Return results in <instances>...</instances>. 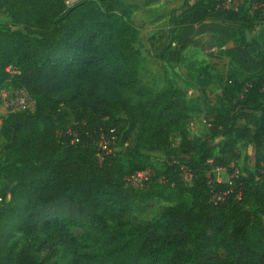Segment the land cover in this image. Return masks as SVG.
Masks as SVG:
<instances>
[{
    "label": "trees",
    "instance_id": "1",
    "mask_svg": "<svg viewBox=\"0 0 264 264\" xmlns=\"http://www.w3.org/2000/svg\"><path fill=\"white\" fill-rule=\"evenodd\" d=\"M226 2L189 0L169 20L171 56L232 43L227 56L247 75L230 108L209 110L210 135L201 139L189 136L179 89L143 83L140 32L122 0H5L26 34L0 29V88L12 68L14 87L36 105L0 118V264H264V0ZM99 128L130 148L126 165L117 156L99 163ZM235 132L253 150V170L210 184L213 167L240 159ZM142 145L172 160L163 180L153 175L135 189L128 179L146 171ZM213 193H227L225 201L215 205ZM154 201L171 206L132 226L129 217ZM8 228L20 236L10 249Z\"/></svg>",
    "mask_w": 264,
    "mask_h": 264
},
{
    "label": "rangeland",
    "instance_id": "2",
    "mask_svg": "<svg viewBox=\"0 0 264 264\" xmlns=\"http://www.w3.org/2000/svg\"><path fill=\"white\" fill-rule=\"evenodd\" d=\"M79 0H67L69 7L74 6ZM133 9L132 22L140 32L141 42L137 47L144 59L141 79L143 83L155 90L163 91L169 87H176L185 96L188 102L190 113L187 123V130L190 138L209 137V122L207 114L211 109L224 107L230 108L240 97L241 89H236L237 84L243 85L247 75L234 65L227 56V50L234 48V44L227 45V49L220 47L212 49H188L181 57L171 56L167 48L171 43L169 20L174 11L180 9L189 0H122ZM244 0H228L227 7L239 6ZM9 4L5 0H0V29H12L26 34L23 27L13 25ZM257 31L248 36L253 39ZM37 37V35H34ZM175 49L173 45L172 51ZM104 95V90H100ZM119 117L124 118L123 115ZM237 142L240 159L233 165V174L239 176L244 168L253 170V150L239 140L238 132L230 137ZM179 136L172 133L170 142L177 147ZM1 145V144H0ZM141 154L144 157L146 170H151L153 175H160L163 180V172L170 157L163 151L152 150L148 146L142 145ZM132 151L129 147L118 148L116 159L121 165H126L130 159ZM218 156V152H215ZM216 168L208 172L213 176ZM232 174V173H231ZM214 177V176H213ZM222 182H228L230 175L227 172L219 174ZM182 180L189 184L191 177L182 175ZM234 181V180H233ZM3 179H0V189ZM131 185V184H130ZM186 202L190 203L191 198L186 196ZM170 204L161 201H154L149 204L144 212H137L128 219L132 226H141L158 219ZM252 207V206H251ZM12 228H8L2 239H8L7 249L13 248L20 236L12 234ZM60 261V259L57 258ZM66 264V262H60Z\"/></svg>",
    "mask_w": 264,
    "mask_h": 264
},
{
    "label": "built area",
    "instance_id": "3",
    "mask_svg": "<svg viewBox=\"0 0 264 264\" xmlns=\"http://www.w3.org/2000/svg\"><path fill=\"white\" fill-rule=\"evenodd\" d=\"M11 76L7 84L0 88V108H4L8 115H14L26 111H33L35 109L36 102L29 91L24 87L16 88L12 83V79L15 75L19 73L12 68L7 70ZM69 136L72 137L71 143L77 144L80 142V137L77 131L69 130L67 132ZM86 136L91 138V135L86 131ZM97 140L96 146L98 149L97 158L100 164H103L109 157H115L118 152V148L121 147V139L116 135L115 130L111 132H106L103 128H99L96 132ZM233 165L229 169L222 170L216 168L213 172V176L208 174V180L210 184L216 182L221 183L219 174L221 172H227L230 177L228 178V184H232L233 180L237 179L239 176L233 174ZM232 173V174H231ZM153 177L151 170H146L144 172H138L128 179V183L135 189H142L144 185L150 181ZM225 194H215L213 193L211 202L215 205L224 202L226 199ZM4 199L0 196V210L3 207Z\"/></svg>",
    "mask_w": 264,
    "mask_h": 264
},
{
    "label": "crops",
    "instance_id": "4",
    "mask_svg": "<svg viewBox=\"0 0 264 264\" xmlns=\"http://www.w3.org/2000/svg\"><path fill=\"white\" fill-rule=\"evenodd\" d=\"M8 115V113L5 111L4 108H0V118H6ZM0 128H1V122H0Z\"/></svg>",
    "mask_w": 264,
    "mask_h": 264
}]
</instances>
